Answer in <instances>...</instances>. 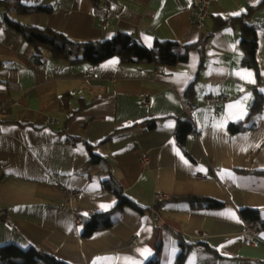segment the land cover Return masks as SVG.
Wrapping results in <instances>:
<instances>
[{
    "label": "crops",
    "instance_id": "1",
    "mask_svg": "<svg viewBox=\"0 0 264 264\" xmlns=\"http://www.w3.org/2000/svg\"><path fill=\"white\" fill-rule=\"evenodd\" d=\"M262 1L215 0L202 30L190 24L192 0H115L109 8L95 0H20L44 8L27 16L15 2L0 8V215L10 221L0 217V247H33L67 264H173L183 243V264H264V228L245 246L241 214L256 211L264 222V5L251 11ZM239 17L255 30L257 74L242 64L240 29L230 23ZM6 18L78 42L125 33L148 49L209 37L203 64L195 49L175 66L118 58L70 65L46 52L35 59ZM220 20L226 23L216 28ZM213 95L230 99L219 113L204 104ZM257 96L260 109L251 112ZM184 100L195 108L191 117ZM181 120L193 125L183 147L175 138ZM240 122L243 130L230 132ZM89 146L100 162H90ZM110 179L133 207L118 206L105 188ZM60 188L78 198L69 204ZM156 192L170 198L156 203ZM187 198L218 206L193 209ZM96 213H109L111 226L84 236Z\"/></svg>",
    "mask_w": 264,
    "mask_h": 264
},
{
    "label": "trees",
    "instance_id": "2",
    "mask_svg": "<svg viewBox=\"0 0 264 264\" xmlns=\"http://www.w3.org/2000/svg\"><path fill=\"white\" fill-rule=\"evenodd\" d=\"M20 0H3L0 1V8L6 5L17 3V12L21 15H31L44 10L42 7H25L19 3ZM264 5V0L258 7L251 9L257 10ZM7 24L17 31L24 41H26L34 52L35 59H39L43 52L49 54L54 60L67 61L70 65L85 63L88 65H97L112 58H118L121 65H136L151 63L155 66H175L188 60L190 51L200 50L201 63L204 60L205 44L209 36L203 37L199 42L180 45L176 42L156 41L153 47L148 49L140 42L136 41L131 35L118 33L110 40L98 42H78L73 41L66 36L54 32L49 28H35L25 24H20L6 18ZM226 21H218L216 28L225 24ZM230 23L240 29V47L243 53L242 64L253 68L257 74L258 68L255 60L256 52V34L253 28L246 26L243 17L231 19ZM192 91V86L187 90V94ZM261 106V97L257 96L251 107V112L259 110ZM153 123L149 128H153ZM133 127V126H132ZM129 127V128H132ZM229 130L236 133L243 130V123L231 124ZM193 131V125L190 120H181L175 129V138L179 146L183 147L186 137ZM108 137L106 141L110 140ZM91 163L100 162V157L93 153V148L88 147ZM105 188L117 197V204L121 206L133 207L134 205L127 200L122 192V187L113 179L105 183ZM193 209L201 207L215 208L218 204L211 200L199 198L186 199ZM245 221L258 220L256 211L243 210L241 212ZM109 213H96L90 215L84 222L83 235L90 236L96 231L107 229L111 226ZM259 228H264V222L259 221ZM181 251L173 264H183L188 246L180 244ZM0 264H67L50 255L42 253L33 247L22 249L15 244H8L0 247Z\"/></svg>",
    "mask_w": 264,
    "mask_h": 264
},
{
    "label": "built area",
    "instance_id": "3",
    "mask_svg": "<svg viewBox=\"0 0 264 264\" xmlns=\"http://www.w3.org/2000/svg\"><path fill=\"white\" fill-rule=\"evenodd\" d=\"M96 2L100 3L103 7L109 8L115 0H95ZM215 0H192V4L190 7L191 15H190V24L196 28V29H203L205 27L206 19L209 15V6L212 2ZM37 68H40L41 65L37 64ZM229 97L226 95H213V96H206L204 98V104L206 107H210L214 110L215 113H219L221 105L226 104L229 102ZM148 103V99L143 100V104L146 105ZM6 105L4 103L0 104V110L3 112ZM182 110L186 114V116L191 117V115L194 113L195 108L193 105L187 101L184 100L182 102ZM57 122L55 118H51L48 120V124L53 125ZM64 144L66 146H73V143L69 140L64 141ZM140 163L144 168H147L148 158L145 154L141 155ZM198 179H204V176L197 175ZM59 193L67 198L68 203L71 204L73 201H75L78 198L77 191L70 189V188H60ZM170 197L167 195H164L160 192H156L154 195V200L156 203H161L165 200H168ZM2 219H4L6 222H10L5 215H0ZM157 216L154 213L153 220H157ZM259 229V221L258 220H252V221H244L243 223V230H242V236H243V244L245 246H249L253 244L257 238V233ZM135 238L132 237L129 241V246H132L135 244Z\"/></svg>",
    "mask_w": 264,
    "mask_h": 264
},
{
    "label": "snow or ice",
    "instance_id": "4",
    "mask_svg": "<svg viewBox=\"0 0 264 264\" xmlns=\"http://www.w3.org/2000/svg\"><path fill=\"white\" fill-rule=\"evenodd\" d=\"M247 75L248 76H251V73H247ZM230 107H235V106H230ZM240 118H242V116Z\"/></svg>",
    "mask_w": 264,
    "mask_h": 264
}]
</instances>
